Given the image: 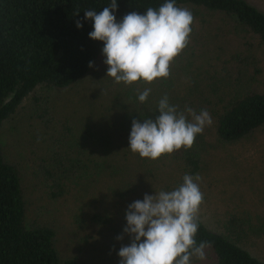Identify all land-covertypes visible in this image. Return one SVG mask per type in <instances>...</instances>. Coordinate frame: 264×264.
I'll return each instance as SVG.
<instances>
[{"label":"trees","instance_id":"1","mask_svg":"<svg viewBox=\"0 0 264 264\" xmlns=\"http://www.w3.org/2000/svg\"><path fill=\"white\" fill-rule=\"evenodd\" d=\"M111 2L0 0V129L25 109V102L37 89L65 92L91 75L104 45L89 38L93 22L85 20L84 11L100 12ZM165 2L117 0L114 14L120 22L130 12L143 14ZM175 4L189 10L194 20L188 45L171 64L169 77L151 85L115 83L111 90L100 92V88L104 103L92 105L88 116L80 118L81 124H76L70 114L57 117L49 105L51 96L43 102L34 97L30 116V127L38 134L34 143L27 141L34 135L27 127L16 133L14 150L13 145L4 146L0 139V264H80L77 257L62 259L60 255L59 236L68 227L62 223L85 229L91 216L97 227L109 226L117 238L124 234L128 206L143 200L162 168L174 165L179 171L163 191L181 185L185 174L202 177L210 148L204 130L191 149L182 148L157 161L141 159L128 149L132 121L155 120L164 96L181 112L186 107L197 113L207 110L216 141L224 145L242 142L264 128V12L245 0H175ZM215 17L229 20L233 37L239 40V49L225 61L219 52L223 47L206 30ZM78 20L81 28L76 26ZM204 50L209 51V58L222 61L223 76L221 72L211 76L208 71V78L200 74L202 82H182L180 69L186 72L195 52ZM225 80L232 82L230 95L224 94ZM145 87L151 92L141 103L138 95ZM20 150L23 155L14 156ZM103 182H107L111 197L100 195L94 203L98 200L100 208L104 198L114 200L113 218L102 217L104 213H98L96 207L87 220L86 211L93 203L84 200L79 206L74 204V193L79 190L86 197L94 189L99 193ZM31 189H43L44 196L57 205L50 218L30 216L37 211ZM64 211H68L70 221L64 219ZM225 228V233L212 230L199 218L196 244L211 245L204 250L205 264H264L263 259L240 245L248 240L252 229L238 219L230 220Z\"/></svg>","mask_w":264,"mask_h":264},{"label":"clouds","instance_id":"2","mask_svg":"<svg viewBox=\"0 0 264 264\" xmlns=\"http://www.w3.org/2000/svg\"><path fill=\"white\" fill-rule=\"evenodd\" d=\"M117 0L102 11H84L85 20L93 22L89 38L103 42L102 54L107 77L116 84L151 85L167 78L170 66L189 42L194 17L186 8L166 0L158 9L149 7L145 13L135 11L117 22ZM78 14V13H77ZM77 28L82 22H76ZM89 67H93L90 62ZM151 89L139 93L138 100H147ZM158 115L153 119L132 121L129 150L141 159L157 161L180 149H191L197 135L212 123L207 110L197 113L191 107L183 112L170 105L164 96L158 103ZM187 113V115L185 114ZM199 175L185 174L183 183L171 191L145 194L125 213L124 234L130 243L120 248V264H191V258L205 259L210 242L196 244L198 213L203 203ZM123 240V236H118Z\"/></svg>","mask_w":264,"mask_h":264},{"label":"rangeland","instance_id":"3","mask_svg":"<svg viewBox=\"0 0 264 264\" xmlns=\"http://www.w3.org/2000/svg\"><path fill=\"white\" fill-rule=\"evenodd\" d=\"M245 1L264 12V0ZM230 25L229 20L219 17H215L207 24V33L216 37V41L221 45L220 48L223 47V50L221 48L219 51L222 61L228 60L235 50L239 49V40L233 37ZM198 53L199 51L195 52L197 55L190 60L191 66L188 65L186 72L180 69L182 82L189 83V80L202 82L199 80L201 73L208 78L206 74L208 71L211 76L218 75L222 71V61L209 58V51L204 50L201 54ZM104 59L102 54L91 75L68 91L48 93L45 89H37L35 94L25 102V109L7 121L0 129V139L4 146L13 145L14 150V143L18 140L16 133L26 127L32 129L34 134L32 141L30 139L27 141L34 143V138L38 136L30 127V123H33L30 116L34 110V97L43 102L51 96L49 105L54 108L57 117L59 115L66 117L70 114L76 124H81L80 118L88 116L92 105L99 102L104 103L103 99L99 97L100 92L106 91V89L111 90L115 86L114 80L107 77L108 66L104 63ZM223 74L224 71L220 73V76ZM223 86L224 94H232L231 81L225 80ZM165 94L167 95L166 92ZM74 112L78 114L76 115ZM204 136L210 148L204 159L206 170L199 181L204 199L198 217L210 229L222 233L226 232L225 224L232 219H238L249 230L252 229L248 240L240 245L248 249L254 256L264 260V128L246 140L233 145H224L216 141L212 124L204 128ZM23 142L22 140L19 145L21 148ZM15 154L17 155L14 156H22L23 152L15 151ZM178 175L179 171L174 165L162 168L156 182L149 187L148 195L154 194L150 188L153 187V189H157L155 192H159L169 180L175 179ZM44 195L43 189L36 191L31 189V201L37 211H32L30 216L41 214V216L50 218L51 214L55 213L57 205L51 203ZM100 195L111 197L107 191V182H103L99 193H95L94 189L88 197L84 192L76 190L72 202L78 206L84 200L93 203V206H88L86 211V213L89 212L86 216L87 220L89 214L96 211V207L98 213H104L102 217L107 220L113 218L114 200L104 198L105 204L99 208L98 200L97 203L94 201ZM38 207L41 208L38 209ZM62 214H66L64 219L70 221L68 211H64ZM64 224L68 227L61 231L57 244L62 259L77 257L80 264H120L118 252L122 246L130 243L127 235L122 234L123 240H118L109 231V226L97 227L91 216L89 228L79 229L74 223L69 222L62 223V225ZM113 225L115 224L113 223ZM116 229L118 230V227ZM205 263L206 258L204 260H199L196 257L191 258V264Z\"/></svg>","mask_w":264,"mask_h":264}]
</instances>
